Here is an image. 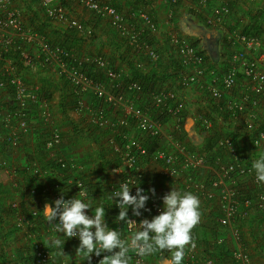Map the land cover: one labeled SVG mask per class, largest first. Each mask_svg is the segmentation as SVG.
<instances>
[{
	"label": "built area",
	"instance_id": "obj_1",
	"mask_svg": "<svg viewBox=\"0 0 264 264\" xmlns=\"http://www.w3.org/2000/svg\"><path fill=\"white\" fill-rule=\"evenodd\" d=\"M36 1L49 20L64 24L67 30H73L85 39L93 32L79 20L69 18L66 8L57 0ZM69 1L93 13L111 27L133 54L131 64L137 71L145 73L148 67L159 64L157 50L147 42L158 31L149 14L137 11L127 15L100 0ZM166 1L176 5L185 0ZM257 1L264 8V0ZM210 2L214 7L211 8L210 17L206 18V24L222 26L229 15L228 3L226 0H199L197 5L202 8ZM226 39L233 49L230 52V67L222 74L209 68L206 57L196 47L190 46L186 39L175 34L169 35L171 56L180 66L179 85L183 88L203 86L208 100L216 108L213 120L205 116L197 117L202 130H211L215 122L228 131L247 136L255 160L264 154V51H261L264 33L255 36L231 29ZM9 52L20 56V66H15L11 59L3 56ZM36 68L52 70L64 81L67 93L74 100L75 111L84 118L85 132L95 130L99 134L110 133V138H106L112 156L110 171L118 178L114 190H119L120 182L143 188L147 182L146 167L154 164L159 167V175L171 183L176 182L181 191L191 192L199 200L215 202L211 229L216 235L212 243L227 246L226 259L221 260L205 252L193 228L191 235L195 246L185 247L182 264H255L243 236L247 233L249 241L264 243L263 218L251 230L247 229L250 228L247 222L251 216L264 215V184L256 181L253 160L250 163L244 158L245 153L237 152L236 142L229 137L218 140L215 150H221L223 157L216 156L212 165H207V157L189 150L187 142L181 137L183 114L174 92L150 88L130 78L103 55L79 53L48 40L24 25L13 0H0V151L10 156L36 130L42 149L60 170L59 173L52 172L55 181L49 187L43 178L44 174L51 172L42 171L37 163L32 162L28 168L30 174L43 181L42 186L30 190L33 196H47L50 203L59 198L62 192L65 199L79 198L81 187L86 190L89 199L88 186L82 181V165L75 159L59 155L61 131L47 97L39 86L23 80L22 71ZM240 77L245 79V84H238ZM202 81H205L204 85ZM4 94L11 96L10 104L5 103ZM87 97L90 99L87 100ZM164 114L167 116L165 122L156 118ZM167 124H170L168 132L164 127ZM149 147L151 150H148ZM0 168L10 173L9 179L15 184L13 169L3 161ZM57 175H64L66 185L58 182ZM135 186L131 194L135 193ZM161 205L158 199L149 198V211L141 210L142 215L137 217L129 209L128 217L139 223L141 219L157 215ZM11 208L17 211L18 204L12 202ZM85 211L91 215L90 209ZM112 211L118 214L115 203L112 204ZM39 215L36 211H31L27 217L20 213L16 226L21 228L25 225L38 230L37 227L41 225L46 234L55 235L52 227L44 223ZM116 215L113 218L114 229L122 234L123 239H129L139 224L130 226L116 221ZM68 241L78 246L76 238ZM31 248L34 264H54L53 253L43 241H32ZM170 253L172 256V251ZM104 255H93L90 262H98ZM129 256L130 264L149 262L148 256L139 257L133 251L129 252ZM67 261L61 257L59 264H66Z\"/></svg>",
	"mask_w": 264,
	"mask_h": 264
},
{
	"label": "crops",
	"instance_id": "obj_2",
	"mask_svg": "<svg viewBox=\"0 0 264 264\" xmlns=\"http://www.w3.org/2000/svg\"><path fill=\"white\" fill-rule=\"evenodd\" d=\"M62 1L68 2L66 10L69 18H75L81 23L89 24L93 28L94 33L96 31L95 34L97 37L94 41H85V38L77 33H74L76 41H68L69 34L66 32L67 29L65 25L49 20L43 14L41 7L36 0H13V5L20 12L23 23L27 28H30L52 42L63 43L79 53L103 55L110 60L116 69L122 73H126L131 78V68L128 64L134 60L133 54L130 53V49L125 47L123 41L115 35L116 33L114 34L111 29H106L108 24L96 18L93 13L82 9L69 0H57V3L61 4ZM102 1L117 5L120 7V10L127 15L137 11H144L149 14L156 23L158 31L151 39V44L157 50L161 60H163V65H161L159 69L151 68V66L148 67L145 73L141 72V74L144 75H147L152 71L161 75L160 73L164 71V69L169 68V65H177L171 56L172 48L169 45L170 34H175L183 39L196 43V47L205 55L208 67L215 69L218 74H222L228 67H230V52L233 49L226 39L229 30L232 29V26H235V24H244V26H248L247 23L250 22L251 24H254L257 16L250 19V15L245 14L248 10L263 9L261 2L259 1L249 2L242 0L244 3L240 4L229 0L230 4H233V9L226 17L224 24L222 26L212 27L206 24V18L211 15V7L204 9L201 14L202 17L198 18L196 15L197 13L193 9L194 4L189 0L182 1L175 6H171L165 0H152L150 5L145 6L136 4L134 0ZM240 7H242V9H240ZM137 23L143 28V25L139 22ZM94 47H97V49H94ZM262 50L264 51V47H262L261 51ZM21 73L23 80L26 83L35 84L47 93L49 96L48 99L51 112L53 113V116L56 117L59 125L61 116L58 107L60 103L68 106L67 116L73 122L75 128L73 126L72 128L68 126L61 128L60 126V131L63 134L66 133L68 138L67 140L63 139V144L59 148V154L60 156L69 157L75 160L77 159L78 162L85 163V166L82 168L85 179L91 188L93 186L95 190L98 189L92 196L94 207L90 210L94 215V208L96 205H103L109 201L108 193L110 192V188L116 184L118 179L117 176L110 171L111 164H108L109 168L105 169L101 162V159L105 162L108 159L110 161L112 160V156L108 151L109 141L107 140L108 137L110 138V136H108L110 133L104 132L99 134L95 130L85 132L87 128L85 127L86 124L83 123L84 118L81 114L75 111V104L72 96L67 93L64 81L59 78L55 72L47 70L46 68H36L31 71L27 69ZM164 76L165 79H158L156 81L154 88L165 89L175 93L178 105L182 109L181 111L183 114V126L180 130L181 137L187 142L192 151L200 152L206 145L208 134L202 130L201 125L197 122V117L206 113L213 118L216 113V108L214 104L208 100L207 93L204 91L203 86L201 88L199 85H191L184 88L181 87L178 83L180 75L177 70L172 68H169L168 71L166 70ZM204 82L205 81H202L201 84L204 85ZM245 82V79L240 77L238 84L242 85L245 84ZM10 98L11 96L8 94L3 95L6 104H10ZM88 99L90 98L87 97V100ZM164 127L166 132H168L170 124L164 125ZM219 128V131L224 130L222 127ZM210 131L211 130L207 132ZM36 134V130L31 132L30 135L21 142L19 148L15 150L16 152L10 154V156L4 155L0 151V162H6L8 167H11L13 170L18 167H24L23 165L26 163L24 158L26 156L30 157L32 160L31 162L34 163L42 162V165L43 162H46L49 159V155L42 153L41 156L39 154ZM235 141L240 153L247 154L250 152L249 156H252L250 147L245 144L246 142L243 141L242 138L238 137ZM247 149L248 151H245ZM247 159L249 161L254 160L252 157H247ZM146 171L147 182L143 188L145 190L149 188L155 189V195L149 194L150 198H156L162 204L161 197L170 191L171 187L180 190V188L177 187L176 182L171 183L159 175L158 166L149 164L146 167ZM17 175V182H23L24 178L19 173H17ZM51 179L53 180V178ZM52 180L47 179L45 181L52 182ZM16 183L11 186V181L7 178L2 182L3 187L0 188V211H2L0 215L2 220L0 225V264H24L25 259L33 255L31 242L34 240L43 241V243L51 249L54 256V264H59L61 257H65L69 264H98L99 261L91 263L88 259L76 254V247L68 240L61 245L62 252L68 257L60 255L59 248L49 246L48 238L55 235L46 234L41 225L37 227L38 230L33 227H26L25 225L21 228L17 227L16 225L19 221L20 213L23 215L22 208L15 218L11 213L8 214L7 209L4 208L6 204L8 205L7 202L19 201L23 203L25 200H28L25 195L22 197V193H17L16 190H14V193L8 192V188L11 187L12 190V188L16 187ZM101 187L105 189L104 195L103 192H101ZM34 201L35 199L29 198L27 202H29L30 207H32L31 204H33ZM201 202L200 221L194 226V228L197 238L201 240L202 243H208L213 240L216 235L211 229V224L213 223L211 217L215 211V202ZM29 206L27 205L26 208H30ZM40 213L43 217L42 210ZM247 225L250 227L247 229L251 230L255 226V223L249 225V222H247ZM254 233L259 237L257 231ZM64 239V237H61V241ZM243 239L247 250L251 253L254 263L264 264V243L257 240H255V243L249 241L250 238L247 233L244 234ZM223 245L225 244L223 243ZM104 254L108 255L109 253L105 252ZM165 261H167V259L160 257L158 259L149 260L148 264H165Z\"/></svg>",
	"mask_w": 264,
	"mask_h": 264
},
{
	"label": "clouds",
	"instance_id": "obj_3",
	"mask_svg": "<svg viewBox=\"0 0 264 264\" xmlns=\"http://www.w3.org/2000/svg\"><path fill=\"white\" fill-rule=\"evenodd\" d=\"M237 28L243 32L242 28ZM232 29L236 28L232 27ZM252 169L256 181L264 184V154L253 160ZM114 186L110 188L108 199L112 204L115 203L119 210L115 216L116 221H123L130 226L139 224V228L129 239H123L119 231L108 226L105 220V208L102 204L95 206L94 215H89L85 211L92 210L94 204L87 198L86 190L79 187V198L74 196L65 199L62 192L59 198L51 203H45L41 209L46 224L50 225L55 233V236L48 238L49 246L59 248V254L67 256L62 252L61 245L70 238H76L79 241L75 250L76 254L89 261L93 255L100 256L102 253H109L104 255L98 264H130V251L135 252L139 257H146L158 251L169 250L173 253L171 264H182L185 247L195 246L191 230L200 221L199 198L191 192L171 187L170 191L161 197L162 205L159 213L151 219L144 218L136 223L129 219V209L132 215L137 217L142 215L141 210L149 211L147 208L149 194L155 195V189L145 190L129 182H120L119 190H114ZM133 186H135V193L131 194ZM11 203L12 201L9 206L15 218L20 212V203L16 201L17 211L11 208ZM57 233H62V235L58 236ZM61 237L65 239L61 241Z\"/></svg>",
	"mask_w": 264,
	"mask_h": 264
},
{
	"label": "trees",
	"instance_id": "obj_4",
	"mask_svg": "<svg viewBox=\"0 0 264 264\" xmlns=\"http://www.w3.org/2000/svg\"><path fill=\"white\" fill-rule=\"evenodd\" d=\"M102 1V0H100ZM136 2V4H141V5H150L151 1L152 0H134ZM193 4H195V2H198L199 0H190ZM257 0H253L252 2H256ZM104 3H107L111 6H113L114 8H116L118 11L122 12V10H120V7H118L117 5H114L112 3H109V2H106V1H102ZM260 2V1H259ZM228 4V9H229V14L230 12L232 11L233 9V4H230V2L228 1L227 2ZM62 7L66 8L68 6V2H64L62 1V3L60 4ZM207 7H211L213 8V3L210 2L208 3V5H206ZM263 8V7H262ZM67 9V8H66ZM256 12V14H255ZM245 15H250V19H252L254 16H257V19L255 21L254 24H251L250 23H247L248 26H242V29H243V32L244 33H252L254 34L255 36H258V35H261L264 33V8L263 9H257V10H248V12L245 14ZM202 21V20H201ZM257 22V23H256ZM82 25L84 27H89L92 29V33L90 36H88V38L85 39V41H94L97 37V35L94 33V30L93 28L89 25V24H85V23H82ZM106 29H111V27L108 25V27H106ZM112 30V29H111ZM113 31V30H112ZM66 32H68L69 36H68V41L70 40H73V41H76L75 37H74V31L73 30H70L68 29ZM114 32V31H113ZM107 34V32H106ZM115 34V32H114ZM116 35V34H115ZM152 39V38H151ZM151 39L149 41V38L147 39V42L151 43ZM188 41V40H187ZM189 45L192 46V47H196V43L194 42H191V41H188ZM63 46L69 48L68 46L64 45L63 43H61ZM4 57L6 58H9L13 61V64L15 66H20V56L17 55V54H13V53H7V54H3ZM128 66L131 68V73H132V79L134 80H137V81H141L142 83L146 84L148 87L152 88V87H155L154 84L156 83V81L158 79H165V71L169 68H172V69H175L177 70V72L180 70V66L177 64V65H169L170 67L167 68V69H164V71H162L159 75L158 73H156L155 71H152V72H149V74L147 75H144V74H141L140 71H137L133 65L128 64ZM174 66V67H173ZM208 66V64H207ZM178 78V76H177ZM44 93V96L47 97V100L49 101V96L47 95V93L45 91H43ZM59 114L61 116V120L59 121L60 122V125L58 123V128H61L62 127H65V126H68L70 128H72L73 126V122L68 118L67 116V111H68V106L66 104H63V103H60L59 107ZM204 116L208 119H212V117L208 116L206 113L204 114ZM158 118L159 121L161 122H165L167 120V116H165V114L163 116H158L156 117ZM181 126H183V122L181 123ZM75 128V126H73ZM213 128L211 129L210 132H206V134H208L207 136V141H206V145L204 146V148L200 151L201 154L205 155L207 157L206 159V162H207V165H212V161L215 159L216 156H221L223 157L222 155V151L221 150H215V147H216V143L217 141L225 138V137H229L231 139H233L234 141L236 140V138H242L243 141H245L246 145L250 147V144H249V138L243 134H240L238 132H234V131H228L227 128H225L224 126H219V127H222L224 128V130L222 131H219V127L217 126V124L214 122L213 123ZM61 136H62V144H63V139L64 140H67V135L66 133H62L61 132ZM37 137V141H38V147H39V154L42 156V153L47 155L46 152L42 149V143L38 140V136ZM183 139V138H182ZM184 140V139H183ZM236 142V141H235ZM97 145V144H96ZM65 146V145H63ZM189 150H191V148L189 147V145H187ZM148 150H151V147H149ZM245 151H248L245 150ZM238 153H240L238 150H237ZM249 153L248 152L247 154H244V158L247 159V157H252V156H249ZM58 154V153H57ZM60 155V154H59ZM256 157V156H254ZM253 158V157H252ZM77 160V159H76ZM248 160V159H247ZM24 161L26 162L23 166V168H16L14 171V173L16 174V178H15V183L17 182V173H19L24 179H23V182L21 181H18L16 183V187L12 188L11 190V187H9V191L10 193H14V190L17 191V193H22V197H24V195L27 197V199L29 200L30 199H35V201L33 202V204H31L32 207L29 206V202H27L25 200V202L20 203V207L22 208V211H23V214L24 216H30V213L31 211H36L38 212L40 215H39V218L41 219V208L44 206L45 203H50V200L49 198L46 196V197H41L39 195H35L33 196L31 193H30V190L32 188H36V187H40L42 186L43 184V181L40 180V179H36V178H33L32 174H30V170H28L29 168V165L32 164V160L30 159V157H25L24 158ZM80 162V161H79ZM101 162H102V166L106 169V168H109V165L108 164H111V161L108 159L106 162L104 160L101 159ZM251 163V161H249ZM42 163V162H41ZM41 163H37V166L42 170V171H45V172H51L50 174L49 173H46L44 174V178L43 180H52L51 178H53L52 182H47L46 181V184L49 185V187H51V184L54 183L55 179H54V176L52 175V172H56V173H59L60 170L58 169L59 167L55 164V161L53 159H49L46 161V162H43V164L41 165ZM80 164L82 165V167L85 165L84 162H80ZM8 174L9 172L3 168H0V188H2V182H4L7 178H8ZM56 178V177H55ZM64 175L61 177L59 175H57V180L59 183L63 184V185H66L65 183V179H64ZM82 181L84 182L85 186L87 187L88 186V196H89V199L92 200L93 202V193H95L98 189L95 190V188H91V186L89 185V183L86 181L85 179V176H84V173H83V170H82ZM13 184H11L12 186ZM66 187V186H64ZM95 191H93V190ZM101 192H103V195H104V192H105V189L103 187H101ZM99 192V191H98ZM110 193V192H109ZM109 193H108V196H109ZM201 201H205L206 203H209L210 201L208 200H203L201 199ZM8 205H5V209H7V213L11 215L13 214L12 210L10 209V206H9V203L10 202H7ZM202 203V202H201ZM26 204V205H25ZM110 204V206H109ZM112 202L109 200L107 201L106 204H103L104 208H105V220L108 224V226L110 228H115L114 226V222H113V218H114V215L115 212L112 211ZM27 205L30 207L28 210L26 207ZM110 207V209H109ZM91 214L93 213L91 210H90ZM2 211H0V215H1ZM200 214H201V211H200ZM201 217V215H200ZM264 219V215H260V214H254L253 216L250 217L249 219V225H252V223H256L259 219ZM42 221L45 222L44 218L42 217ZM2 223V220L0 218V225ZM31 231V229H30ZM215 237V236H214ZM214 239V238H213ZM199 240V239H198ZM213 240H211L210 242L208 243H202L201 240H199L203 250L207 253H211V254H214L215 256H217L218 258H220L221 260H225L226 259V254H227V246L226 245H223V244H220V245H217V244H213L212 243ZM149 257V260L151 259H158L160 257H164L166 258L167 260H171V253L169 250H162V251H158L156 253H153L151 255L148 256ZM35 263V257H33V255L27 257V259H25L24 261V264H34ZM66 264H69L68 261L66 262Z\"/></svg>",
	"mask_w": 264,
	"mask_h": 264
},
{
	"label": "rangeland",
	"instance_id": "obj_5",
	"mask_svg": "<svg viewBox=\"0 0 264 264\" xmlns=\"http://www.w3.org/2000/svg\"><path fill=\"white\" fill-rule=\"evenodd\" d=\"M227 2L229 1V0H226ZM232 1H234V2H238V3H244L242 0H232ZM242 1V2H241ZM230 2V1H229ZM195 5H196V7H195ZM207 8V6H204V7H202V8H200L198 5H197V2H195V4L193 5V9H194V11L197 13H195L196 15H197V17L199 18H201L202 16H201V14L203 13V11H204V9H206ZM240 9H242V7H240ZM239 24H235V26H232V27H234V28H236V29H238L237 28V26H238ZM242 26H244V24L243 25H239L238 27H240V28H242ZM239 30V29H238ZM95 33H96V31H95ZM89 41V40H88ZM89 42H92V41H89ZM94 49H97V47H94ZM161 65H163V60H161V57H160V61H159V64L157 65V66H153V67H151V68H156V69H159L160 68V66ZM202 115H204V114H202ZM217 126H221V125H217ZM196 148V147H195ZM195 152V151H194ZM7 205V204H6ZM148 219H151V218H148ZM165 264H171V262H168V261H165L164 262Z\"/></svg>",
	"mask_w": 264,
	"mask_h": 264
}]
</instances>
